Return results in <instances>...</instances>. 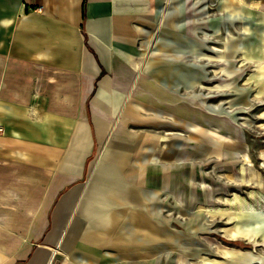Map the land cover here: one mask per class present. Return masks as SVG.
I'll return each instance as SVG.
<instances>
[{
	"label": "crops",
	"instance_id": "obj_1",
	"mask_svg": "<svg viewBox=\"0 0 264 264\" xmlns=\"http://www.w3.org/2000/svg\"><path fill=\"white\" fill-rule=\"evenodd\" d=\"M184 3L0 0V264H155L179 250L161 222L170 193L183 207L181 151L129 123L172 118L191 134L188 181L213 178L201 170L215 161L216 129L198 109L215 96L187 77L168 83L169 63H202L169 38ZM185 88L200 106L184 105Z\"/></svg>",
	"mask_w": 264,
	"mask_h": 264
},
{
	"label": "rangeland",
	"instance_id": "obj_2",
	"mask_svg": "<svg viewBox=\"0 0 264 264\" xmlns=\"http://www.w3.org/2000/svg\"><path fill=\"white\" fill-rule=\"evenodd\" d=\"M261 11H264V0H195L194 3L185 0L184 12L179 15V34L169 35L178 45L188 47L193 42L195 51L201 54L202 63L195 68V73H192V67L186 66L185 75L194 78L195 84L199 83L202 97L215 96L205 102L210 108L198 109L201 127L216 129L217 152L211 153L216 161L212 159L201 170H213V178L194 176L188 181L192 166L187 163L186 151L193 148L189 139L191 134L172 124V118L163 116L164 123L160 126L129 123L135 131L156 130L169 151L174 154L181 151L179 166L183 175L178 196L183 207L176 211L174 196L170 193L164 202L169 218L161 222L175 232L179 250L169 248V252L161 255L155 264H164L167 260L169 264H264V172L254 183L242 176L244 168L253 165L264 170V82L260 83L262 78L264 80V67L258 66L260 61H256V51L244 54L241 46L245 44L252 48L261 43L260 48L264 50V19L258 17ZM229 44L235 51L228 55ZM224 52L226 57H223ZM153 70L157 72V68L153 67ZM234 74L239 77L234 79ZM239 88H245L247 96L243 100L238 95ZM137 91H147L146 85L138 82ZM178 91L184 105L192 109L197 107L190 88ZM166 101L174 106L171 100ZM218 105L224 108V113L214 114L213 107ZM209 114L216 119H211ZM221 122H225L226 129H221ZM225 142L232 152L230 166H225L221 160L225 146L221 148L220 145ZM235 143L239 146H233ZM169 170H175L173 164ZM190 197L192 201L188 206L186 202ZM153 223L158 221L154 219Z\"/></svg>",
	"mask_w": 264,
	"mask_h": 264
},
{
	"label": "bare ground",
	"instance_id": "obj_3",
	"mask_svg": "<svg viewBox=\"0 0 264 264\" xmlns=\"http://www.w3.org/2000/svg\"><path fill=\"white\" fill-rule=\"evenodd\" d=\"M247 14V13H246ZM248 15V14H247ZM257 17V16H256ZM258 17H261L262 19H264V11H261V14H259L258 15ZM253 27V26H252ZM245 29L246 30H248L247 29V27H245ZM250 33V32H249ZM248 33V34H249ZM255 37V36H254ZM247 39V38H246ZM251 39V38H250ZM258 39V38H257ZM249 40V39H248ZM247 40V41H248ZM263 41H264V39H263ZM175 44V43H174ZM190 44V43H189ZM191 44L193 45V42L191 41ZM192 45H190V46H188V49L189 50H191V51H193V52H196L195 51V49H194V47H192ZM260 45H261V43L260 44H256V47H252V48H248L245 44L243 45V44H241V46L243 47V49H244V54H245V52H247V53H250V51L251 50H253L254 52L256 51V61H260V64L258 65L261 69H262V67H264V61H263V59H262V57L261 56H263L264 57V50L263 49H261L260 48ZM231 46H233L232 44H231ZM230 46V44H229V48H228V50H227V54L229 55V54H232V52H234L235 51V48L234 47H231ZM254 46V45H253ZM185 47H187V46H185ZM190 47V48H189ZM247 47V48H246ZM262 47V46H261ZM173 49V48H172ZM179 49V48H178ZM170 50V49H169ZM187 50V49H186ZM171 52H172V50H170ZM197 53H198V51H197ZM246 53V54H247ZM226 54V52H224V54H223V57L224 56H226L227 55ZM188 55V54H187ZM246 57V56H245ZM260 57V58H259ZM191 60V59H190ZM197 65V64H196ZM195 65V66H196ZM186 66H190L189 65V63L188 64H186V63H177V64H175V62H173V63H169V66H168V83H173L177 78H182V77H186V75H185V67ZM193 66V65H192ZM191 67V66H190ZM194 68V67H193ZM192 71V73H195V71L194 70H191ZM263 71V70H262ZM233 77H234V79H236V78H238L239 76H238V74H234L233 75ZM193 80H194V78H192ZM260 81L259 80H257V83H259ZM262 82H264V80H263V78H262V80H261V82L260 83H262ZM179 83V82H178ZM262 87V86H261ZM222 88V87H221ZM230 88H232L231 86H230ZM233 89H237V88H235L234 86H233ZM258 92H260V91H258ZM224 93V92H223ZM238 95H240L239 97L241 98V100H243V99H245L246 98V93H245V88H239V91H238ZM260 93H262V92H260ZM257 95V94H256ZM258 96V95H257ZM236 97V96H235ZM259 97V96H258ZM211 99V98H210ZM231 99H233V98H231ZM260 99V98H259ZM207 100H208V98H207ZM233 101V100H232ZM232 101H228L229 102V104H232ZM246 101H247V99H246ZM207 102H209V101H207ZM263 102V101H262ZM219 103V102H218ZM246 103V102H245ZM254 103V102H253ZM257 103V102H256ZM264 103V102H263ZM224 104V103H223ZM228 104V103H227ZM239 106V105H238ZM257 106V105H256ZM251 107V106H250ZM230 108V107H229ZM236 108V107H235ZM240 108V107H239ZM242 108H244V107H242ZM257 108V107H256ZM261 108V107H260ZM214 109V108H213ZM223 109L224 108H222L221 107V105H218L217 106V108H215L214 109V111L215 112H217V113H224V111H223ZM253 109H255V108H253ZM263 109V108H262ZM232 110V109H231ZM251 111V110H250ZM256 111H258V109H256ZM263 111V110H262ZM259 112V111H258ZM264 113V112H263ZM228 114V113H227ZM229 115H230V113H229ZM231 116V115H230ZM256 118V117H255ZM260 120V119H259ZM251 129V128H250ZM259 129V128H258ZM255 130H256V128H255ZM189 131V130H188ZM254 131V130H253ZM190 133V132H189ZM257 133V132H256ZM262 143V142H261ZM236 144V143H235ZM260 145V144H259ZM233 146H239V144L237 145H234L233 144ZM220 149V148H219ZM251 154V153H250ZM240 158H242V157H240ZM251 158V157H250ZM253 158V157H252ZM237 160V159H236ZM259 160V159H258ZM216 161V160H215ZM261 161V160H260ZM230 162V161H229ZM235 162V161H234ZM238 166V165H237ZM223 171H225L224 169H223ZM231 171V170H230ZM261 172H264V170L262 169V168H259V167H255V165H253V166H251V167H249L243 174H242V176L244 177V178H248V180L247 181H249L250 183H254V181H257V180H259L258 178H260V173ZM220 173V172H219ZM216 174V173H215ZM220 175H224V174H220ZM219 175V176H220ZM226 176V175H225ZM227 177H229V176H227ZM233 177V176H232ZM211 178V177H210ZM207 179V178H206ZM229 179H230V177H229ZM236 180V179H235ZM242 180V179H241ZM240 180V181H241ZM245 182V181H244ZM151 192V191H150ZM141 198V197H140ZM143 199V198H142ZM180 211V210H179ZM239 234V233H238ZM249 237V236H248ZM179 259V258H178Z\"/></svg>",
	"mask_w": 264,
	"mask_h": 264
}]
</instances>
